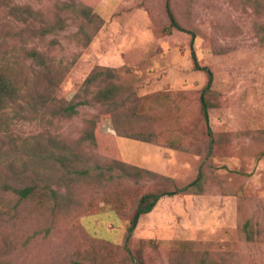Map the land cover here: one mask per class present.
I'll use <instances>...</instances> for the list:
<instances>
[{
	"label": "rangeland",
	"instance_id": "374dc122",
	"mask_svg": "<svg viewBox=\"0 0 264 264\" xmlns=\"http://www.w3.org/2000/svg\"><path fill=\"white\" fill-rule=\"evenodd\" d=\"M168 1L187 32L166 0H0V72L28 88L0 112V264H264V0ZM94 70L112 99L66 115ZM31 178L52 197L7 188Z\"/></svg>",
	"mask_w": 264,
	"mask_h": 264
},
{
	"label": "trees",
	"instance_id": "16d2710c",
	"mask_svg": "<svg viewBox=\"0 0 264 264\" xmlns=\"http://www.w3.org/2000/svg\"><path fill=\"white\" fill-rule=\"evenodd\" d=\"M165 11H166V15L168 18V29L170 30L171 28L180 30V31H185L187 32V30H185L182 26H180L178 24V22L176 21L173 12L170 8L169 5V1L166 0L165 2ZM191 33V32H190ZM193 40V33H191V41ZM24 57L26 59H29L30 62H32L33 64L39 66V67H44L45 66V62L43 59V55H41V53L35 51V50H25L24 52ZM191 59H192V63H193V68L194 69H203L206 73L207 76V82L206 85L203 88V91H207V89L209 88V85L211 83V73L210 71L205 68V67H201L196 59L195 53L193 52V50H191ZM4 67H7L6 64L4 63H0V70ZM12 75L10 76H6L5 74H2L0 72V112L7 107L9 104H13L16 101V98L20 95V93H22L25 89V91L27 92L28 88L27 86L25 87V85H19L17 83V81H15L14 78V74L11 73ZM101 75V72L99 70H94L92 71V73H90L86 79L84 80V85L83 88L87 89L90 86H94L95 87V93L92 94L91 98H87L85 96H81L79 93H76L75 98L76 100H72L66 107L62 108V112L66 113V115H72V114H76L77 113V106L79 105H83V104H89L92 101L94 102H102V101H106L109 99H112V94H114V90L116 89L115 85L110 86L106 89L100 88L98 81H99V77ZM29 80L33 81V77L32 76H28L27 80H26V85H30ZM103 89V90H102ZM200 106H201V111H202V116H203V120L205 122L206 125V129L208 131V133L210 134V127L208 124V104H207V100L204 96V94L202 93L200 96ZM0 130H2V126L0 123ZM89 137L92 138V142H96L95 139V134L94 133H90ZM105 139V138H104ZM94 140V141H93ZM47 151V150H45ZM40 153L42 154L40 156ZM32 155V159H33V163H34V159H36V157H43L46 159L50 158V154H48L47 152H43L41 150H35L34 153H30L29 156ZM41 160H45V159H41ZM33 165V164H32ZM78 171V170H76ZM79 175H82L83 172H76ZM32 179V178H31ZM200 178H195L192 181H190L187 185L179 188L177 191H190L189 187H198V183H199ZM7 188L13 193V195L16 196V198L18 200H22V199H30V198H51L52 194L54 192L53 189H51L48 184L46 186H41V188L39 189V184H37L36 182L33 181L30 184H26V185H22V186H17V185H9V187L7 186ZM177 191H158V192H145L142 193L138 200H137V204L135 206V210L131 216V218L129 219L128 225L126 227V236L125 239L127 240L129 238V235L131 234V232L133 231V229L135 228L136 224H137V220L138 217L141 214L147 213L149 211H151L153 209V207L156 204V201L163 195H171ZM110 209L115 211L116 214L121 215L123 212V208L122 205L118 199V197H114L111 205H110ZM88 233H90L88 231ZM108 241V240H105ZM125 249V246L123 248Z\"/></svg>",
	"mask_w": 264,
	"mask_h": 264
}]
</instances>
